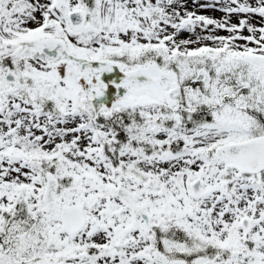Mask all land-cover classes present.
I'll return each instance as SVG.
<instances>
[{
	"label": "snow or ice",
	"instance_id": "1",
	"mask_svg": "<svg viewBox=\"0 0 264 264\" xmlns=\"http://www.w3.org/2000/svg\"><path fill=\"white\" fill-rule=\"evenodd\" d=\"M0 264H264V0H0Z\"/></svg>",
	"mask_w": 264,
	"mask_h": 264
}]
</instances>
